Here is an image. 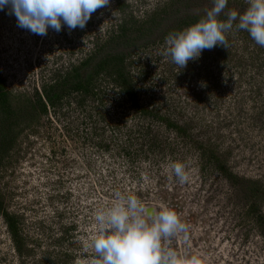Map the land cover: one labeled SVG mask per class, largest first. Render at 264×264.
<instances>
[{"label":"rangeland","instance_id":"obj_1","mask_svg":"<svg viewBox=\"0 0 264 264\" xmlns=\"http://www.w3.org/2000/svg\"><path fill=\"white\" fill-rule=\"evenodd\" d=\"M248 6L228 0L217 19ZM212 7V0H110L84 29L46 36L0 11L8 95L0 103V264H97L95 214L116 192L180 216L187 231L162 241L165 249L202 264H264L252 214L264 215V47L234 24L227 48L206 49L185 69L165 55L166 37L189 27L176 29L180 20L204 19ZM125 24L132 30L115 50L127 55L134 103L105 71L88 93L61 84L89 59L83 71L99 64L101 48ZM55 85L59 97L43 113L38 99ZM175 162L187 182L171 170ZM1 212L15 219L20 254Z\"/></svg>","mask_w":264,"mask_h":264},{"label":"clouds","instance_id":"obj_2","mask_svg":"<svg viewBox=\"0 0 264 264\" xmlns=\"http://www.w3.org/2000/svg\"><path fill=\"white\" fill-rule=\"evenodd\" d=\"M110 0H0V11L9 9L17 25L32 34L46 36L49 29L59 33L63 27L69 31L84 29L97 9ZM213 7L206 18L166 37L165 55L185 69L189 61L198 60L204 50L217 46L227 48L225 33L234 27L245 30L255 43L264 47V0H248L243 14L229 11L227 21L217 17L227 7L228 0H212ZM171 170L181 183L189 177L183 163L175 162ZM97 234L91 247L97 264H202L198 255L181 256L174 249H165L162 241L187 231L180 216L168 207L150 210L135 196L115 193L114 203L95 214Z\"/></svg>","mask_w":264,"mask_h":264},{"label":"trees","instance_id":"obj_3","mask_svg":"<svg viewBox=\"0 0 264 264\" xmlns=\"http://www.w3.org/2000/svg\"><path fill=\"white\" fill-rule=\"evenodd\" d=\"M172 5H175V3ZM202 16H203V14L200 15V17L197 16V17H193V18H190L189 16H187L184 19L180 20V22L176 25L175 28L178 30H181L185 26H191V25L197 23L198 21H200ZM130 30H132V29L127 28V25H126V27L125 26L121 27V33H120L119 37H117L116 39H113L111 41V43H109V44H107V46L101 48V51L104 50V51H106L105 53H107V54H105L103 56V59H102V61H100L99 64H97L95 67H92V69L88 72L83 71L84 68L87 66V64L93 60V59H89L88 61L82 63V65H80L79 67L74 68L72 70V72L63 80V82L61 84H64L65 86L69 85L73 88L72 90H75V91L80 90L81 86L83 85V87L85 88V89H83L84 93H88L87 92V91H89L88 87H90L94 77L99 75V73H102L103 71H105L106 75L109 76L110 78H112L113 82H115L118 86H120V88L124 92V96L127 98V100L134 103L135 99H132V97H133L132 91L133 90L130 88V85H129L130 81L125 76V73H123V71L125 69L123 66V63H124V60L126 59L127 55L124 51L123 52H117L115 50L116 47H120L119 44H115V43H119L120 39L126 38V36H127L126 33L129 32ZM142 30H143L142 27H138L136 31L138 33H141V32H143ZM174 32H175V29H174ZM140 37L138 36V39H140ZM127 41H128V38H127ZM108 50L112 51L114 54L112 56H110ZM57 88H59L57 85H55L54 87H51L49 89L45 88L43 91L45 99H43V101H42V99H38V104L40 105V110L43 113H45V111H46V106L47 105L52 106L54 100L59 97V95H57V93H56ZM7 101H8V95L4 91L3 81L0 78V103L5 105V103L7 104ZM9 107H10L9 105L7 106V108L4 107V110H5L4 114L10 115L11 111L9 110ZM217 168H218L219 172L222 175H225L229 181L234 180V178H232L231 176L226 175L223 168H221L219 166ZM255 210H256L255 205L252 204L250 206V213L254 212ZM1 213L3 215L6 227L8 228L9 233L11 235V238L14 242L15 248H16L17 252L20 254L21 249H20L19 243L17 242V239H16L17 232H16V226H15L16 225L15 219H11L10 217H8V215L4 214L3 212H1ZM252 214L254 216L253 217L254 225L256 226L259 233L264 238V215H262L260 212H258V213L254 212Z\"/></svg>","mask_w":264,"mask_h":264}]
</instances>
